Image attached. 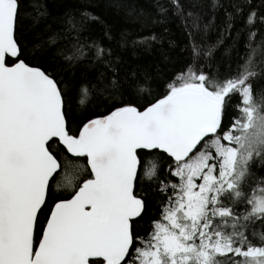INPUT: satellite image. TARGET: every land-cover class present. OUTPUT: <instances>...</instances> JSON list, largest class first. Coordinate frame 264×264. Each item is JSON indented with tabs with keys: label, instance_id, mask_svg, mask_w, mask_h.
Here are the masks:
<instances>
[{
	"label": "snow or ice",
	"instance_id": "6c2138e0",
	"mask_svg": "<svg viewBox=\"0 0 264 264\" xmlns=\"http://www.w3.org/2000/svg\"><path fill=\"white\" fill-rule=\"evenodd\" d=\"M0 264H264V0H0Z\"/></svg>",
	"mask_w": 264,
	"mask_h": 264
}]
</instances>
